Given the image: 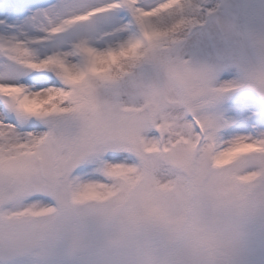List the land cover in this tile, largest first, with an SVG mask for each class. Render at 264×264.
Masks as SVG:
<instances>
[{"label":"snow or ice","instance_id":"obj_1","mask_svg":"<svg viewBox=\"0 0 264 264\" xmlns=\"http://www.w3.org/2000/svg\"><path fill=\"white\" fill-rule=\"evenodd\" d=\"M190 6V0H0V264L30 257L35 230L54 213L7 205L57 199L69 182L77 185L76 204L118 195L107 183L81 178L97 175L101 161L130 159L95 150L110 130L121 82L145 58L161 59V46L186 23L175 18ZM253 153L264 155V139L237 138L213 166ZM133 171L110 165L98 175L131 183Z\"/></svg>","mask_w":264,"mask_h":264},{"label":"clouds","instance_id":"obj_2","mask_svg":"<svg viewBox=\"0 0 264 264\" xmlns=\"http://www.w3.org/2000/svg\"><path fill=\"white\" fill-rule=\"evenodd\" d=\"M235 46L237 87L264 98V18L255 25L222 24ZM206 68H193L191 87L205 103H219L224 88L213 86ZM209 147L193 155L176 145L161 159L145 156L131 183L104 178L119 188L103 203L76 204L77 185H61L59 211L35 230L31 259L36 264H226L242 229L264 213V155L253 153L223 167L213 166ZM254 174L250 183L238 177ZM49 197H45L48 199Z\"/></svg>","mask_w":264,"mask_h":264},{"label":"rangeland","instance_id":"obj_3","mask_svg":"<svg viewBox=\"0 0 264 264\" xmlns=\"http://www.w3.org/2000/svg\"><path fill=\"white\" fill-rule=\"evenodd\" d=\"M220 1L190 0L191 6L175 18L186 23L161 46L158 53L161 59L145 58L135 67L132 75L121 82L122 94L113 106L110 130L95 150L122 154L130 159L114 160L107 166L105 161H101L97 175L102 168L116 165L134 169L131 177H139L141 161L145 156L161 159V170L167 171L170 165L163 158L178 144L185 145L193 155L209 147L218 154L222 149L227 151L237 138L264 139V107L262 110L255 105L256 102L264 105V98L251 89L237 87L236 62L240 53L224 40L222 32V24L232 28L255 25L258 19L264 18V0H245L251 3L253 10L248 19L245 15L244 25V2L240 5V0H224L219 8ZM151 2L156 4L163 0ZM212 13L214 15L210 17ZM207 17L210 21H206ZM185 60L188 63L185 64ZM202 67L208 70L213 86L229 85L232 89L222 93L219 103H205L203 92L191 87L192 69ZM129 82L135 85L131 86ZM197 110L208 120V139L194 152L190 146L197 133L189 119V112ZM158 115L162 117L160 137L164 138V149L168 151L147 152L145 149L153 148V140L148 136L151 133L150 120ZM211 139L216 143L213 146ZM88 162H93L91 157ZM104 178L107 177H87L95 182ZM108 186L119 191L115 185ZM47 200L59 204L51 197ZM18 206L30 205L28 201L9 204L6 210ZM46 207H49L47 203ZM21 264H36V261L28 257ZM226 264H264V213L244 225L239 243Z\"/></svg>","mask_w":264,"mask_h":264},{"label":"bare ground","instance_id":"obj_4","mask_svg":"<svg viewBox=\"0 0 264 264\" xmlns=\"http://www.w3.org/2000/svg\"><path fill=\"white\" fill-rule=\"evenodd\" d=\"M238 104V103H237ZM237 106V105H236ZM239 106V105H238ZM233 108H235V106L233 107ZM159 120H160V117H159V119L157 120V125H158V123H159ZM156 125V127H155V129L156 128H158V126ZM148 136L150 137V133L148 134ZM149 145H150V143H149ZM149 145H147V147L149 146ZM154 144L152 143V146H153ZM146 147V148H147ZM111 161H105L104 163L106 164V166H107V163H110ZM99 168H96L95 170H94V174H97L96 173V171L98 170ZM94 176H98V175H93V176H90V177H94ZM90 180L91 179H87V177H84V183H87V182H90ZM96 180H98L99 182H104L105 183V180H103V179H96ZM92 181V180H91ZM95 181V180H94ZM47 204H48V202H46ZM46 203L45 202H41L39 205H37V206H35L34 204H32V205H30V206H35V207H46ZM24 207V206H23ZM19 208H22V206L20 207V206H18V207H16V208H13V209H19Z\"/></svg>","mask_w":264,"mask_h":264}]
</instances>
